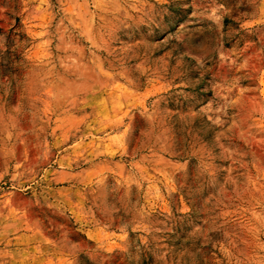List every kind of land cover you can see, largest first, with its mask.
Returning a JSON list of instances; mask_svg holds the SVG:
<instances>
[{
    "label": "rangeland",
    "instance_id": "obj_1",
    "mask_svg": "<svg viewBox=\"0 0 264 264\" xmlns=\"http://www.w3.org/2000/svg\"><path fill=\"white\" fill-rule=\"evenodd\" d=\"M0 264H264V0H0Z\"/></svg>",
    "mask_w": 264,
    "mask_h": 264
}]
</instances>
